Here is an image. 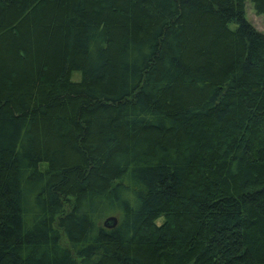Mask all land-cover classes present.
Listing matches in <instances>:
<instances>
[{
  "label": "trees",
  "instance_id": "16d2710c",
  "mask_svg": "<svg viewBox=\"0 0 264 264\" xmlns=\"http://www.w3.org/2000/svg\"><path fill=\"white\" fill-rule=\"evenodd\" d=\"M244 1L0 0V264H264Z\"/></svg>",
  "mask_w": 264,
  "mask_h": 264
},
{
  "label": "rangeland",
  "instance_id": "374dc122",
  "mask_svg": "<svg viewBox=\"0 0 264 264\" xmlns=\"http://www.w3.org/2000/svg\"><path fill=\"white\" fill-rule=\"evenodd\" d=\"M244 17L257 31L264 33V14H256L249 0L244 1ZM230 27H234V24H230ZM78 77V72H72L71 79Z\"/></svg>",
  "mask_w": 264,
  "mask_h": 264
},
{
  "label": "water",
  "instance_id": "95a60500",
  "mask_svg": "<svg viewBox=\"0 0 264 264\" xmlns=\"http://www.w3.org/2000/svg\"><path fill=\"white\" fill-rule=\"evenodd\" d=\"M116 224V218L112 215L105 217L102 221V225L104 227L110 228Z\"/></svg>",
  "mask_w": 264,
  "mask_h": 264
}]
</instances>
